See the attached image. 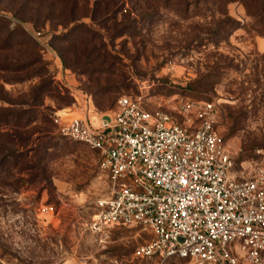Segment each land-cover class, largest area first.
<instances>
[{"label":"rangeland","instance_id":"obj_1","mask_svg":"<svg viewBox=\"0 0 264 264\" xmlns=\"http://www.w3.org/2000/svg\"><path fill=\"white\" fill-rule=\"evenodd\" d=\"M247 6L258 2L0 0V264H156L135 257L150 239L139 229L89 230L110 179L94 151L58 132V113L84 108L95 121L122 97L148 111L213 102L223 143L252 174L264 151V31Z\"/></svg>","mask_w":264,"mask_h":264},{"label":"built area","instance_id":"obj_2","mask_svg":"<svg viewBox=\"0 0 264 264\" xmlns=\"http://www.w3.org/2000/svg\"><path fill=\"white\" fill-rule=\"evenodd\" d=\"M40 35V34H38ZM58 113L64 137L94 151L110 179L89 230L139 229L150 238L135 257L165 264H264V151L251 175L237 168L218 131L213 102L148 111L129 97L91 120ZM41 206L40 216L53 214Z\"/></svg>","mask_w":264,"mask_h":264},{"label":"trees","instance_id":"obj_3","mask_svg":"<svg viewBox=\"0 0 264 264\" xmlns=\"http://www.w3.org/2000/svg\"><path fill=\"white\" fill-rule=\"evenodd\" d=\"M220 1H225V2H228V3H232L235 0H220ZM257 2H258V6H247V12L250 15L252 13V11H256V13L258 15V18H260V21L262 22L261 25H262V29L264 31V0H257ZM262 38H264V36ZM177 260H179V259H177ZM179 261H185V262H187L186 260H179Z\"/></svg>","mask_w":264,"mask_h":264},{"label":"crops","instance_id":"obj_4","mask_svg":"<svg viewBox=\"0 0 264 264\" xmlns=\"http://www.w3.org/2000/svg\"><path fill=\"white\" fill-rule=\"evenodd\" d=\"M257 46L259 47L261 52H264V38H259L257 41ZM64 114H67L64 112ZM93 114L92 110H89V115ZM67 117L71 118V117H75L74 114H69L67 115Z\"/></svg>","mask_w":264,"mask_h":264}]
</instances>
